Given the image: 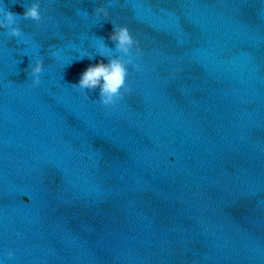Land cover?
Returning a JSON list of instances; mask_svg holds the SVG:
<instances>
[{
    "label": "water",
    "instance_id": "95a60500",
    "mask_svg": "<svg viewBox=\"0 0 264 264\" xmlns=\"http://www.w3.org/2000/svg\"><path fill=\"white\" fill-rule=\"evenodd\" d=\"M33 2L0 8L22 16ZM39 2L42 19L20 20L22 37L0 29V136L264 257V0ZM101 6L108 21L95 15ZM111 21L129 28L142 55L140 70L129 66L131 91L105 108L98 91L71 84L103 59L98 37L115 47ZM37 59L44 70L32 87Z\"/></svg>",
    "mask_w": 264,
    "mask_h": 264
},
{
    "label": "clouds",
    "instance_id": "9594fccd",
    "mask_svg": "<svg viewBox=\"0 0 264 264\" xmlns=\"http://www.w3.org/2000/svg\"><path fill=\"white\" fill-rule=\"evenodd\" d=\"M24 6V5H23ZM25 7V6H24ZM41 4L35 0L30 6L25 7L23 15L15 14L6 8H0V29L4 30L9 38H20L23 36L20 27V20H31L39 23L42 19L40 12ZM97 17L103 16L105 21L109 19V11L106 7H98L94 10ZM113 31L109 34V39L115 47L110 48L106 45L103 37H98L99 44L97 55L103 59L95 64L88 66L80 75L79 82L71 84V87L82 94L98 91V99L102 107H114L125 94L131 89L128 86L127 78L129 75V66L133 70H140V65L135 63V59L142 55L139 42L132 36L127 26H120L112 22ZM135 50V55H133ZM113 53H117L115 55ZM96 56H83L80 59H95ZM103 60H107L104 63ZM31 77V86L38 87L41 83L40 76L44 70L43 59H37L29 64ZM15 253L9 251L8 259H13Z\"/></svg>",
    "mask_w": 264,
    "mask_h": 264
}]
</instances>
